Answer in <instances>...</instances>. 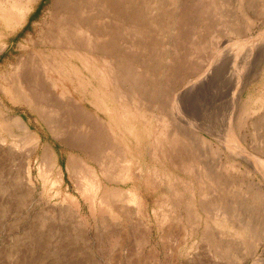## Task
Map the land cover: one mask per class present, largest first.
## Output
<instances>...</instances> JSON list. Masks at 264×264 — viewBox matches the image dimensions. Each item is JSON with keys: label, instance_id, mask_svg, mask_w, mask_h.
I'll use <instances>...</instances> for the list:
<instances>
[{"label": "rangeland", "instance_id": "1", "mask_svg": "<svg viewBox=\"0 0 264 264\" xmlns=\"http://www.w3.org/2000/svg\"><path fill=\"white\" fill-rule=\"evenodd\" d=\"M0 264H264V0H0Z\"/></svg>", "mask_w": 264, "mask_h": 264}]
</instances>
